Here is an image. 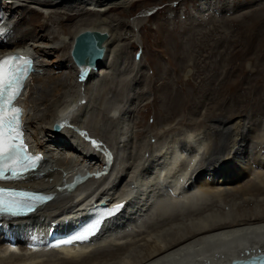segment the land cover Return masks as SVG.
I'll list each match as a JSON object with an SVG mask.
<instances>
[{
    "label": "bare ground",
    "instance_id": "bare-ground-1",
    "mask_svg": "<svg viewBox=\"0 0 264 264\" xmlns=\"http://www.w3.org/2000/svg\"><path fill=\"white\" fill-rule=\"evenodd\" d=\"M147 1L155 0H0V55L17 49L33 59L16 104L30 148L43 155L37 170L14 184L54 193L38 212L10 222L5 233L0 229V264H232L264 254V126L255 119L264 113V3L228 17L240 8H231L232 0L210 11L199 0L188 24L156 23L163 50L156 51L159 68L149 79L171 80L153 85L162 106L152 115L156 125L169 124L145 129L134 123L138 74L118 80L115 72L135 69L124 55L132 53L128 47L142 24L116 13L128 15ZM34 21L41 24L38 32L27 27ZM122 23L130 32H122ZM86 30L106 34L104 50L92 66L79 67L71 47ZM205 46L218 64L202 65L201 57H210ZM189 55L196 59L190 67L197 64L194 97L193 88L182 89L185 95L175 89L171 74ZM114 81L131 83L133 98L107 114V87ZM195 97L212 102L213 114L177 120L179 107H191ZM238 109L249 117L229 114ZM186 122L188 129L175 132ZM154 136L163 144L151 143ZM101 200L121 208L88 244L27 246L43 238L51 222L59 229L64 216L73 219ZM254 261L264 264V258Z\"/></svg>",
    "mask_w": 264,
    "mask_h": 264
},
{
    "label": "rangeland",
    "instance_id": "rangeland-1",
    "mask_svg": "<svg viewBox=\"0 0 264 264\" xmlns=\"http://www.w3.org/2000/svg\"><path fill=\"white\" fill-rule=\"evenodd\" d=\"M222 1L223 0H206V1L204 0L205 3L207 2L209 4V8H208L209 11H210V8L212 9L215 4L219 5ZM226 1L229 3L231 0H229V1L226 0ZM262 3H264V0H232L230 3V7L234 8L235 6H238V7L240 6V8H239V11H236V12L234 11V12H231L230 14H227V15H228V17H230V16L242 14V13H244V11H247L250 8H257V5H260ZM198 5H199V0H155V1H147V2L139 3L136 8L131 9L129 11L128 15L126 13H124V11L121 9H119V11L116 13V15L120 14L121 15L120 17L123 20H126V21L141 20V22H142V24L138 28V31L136 30L137 31V38L134 40V42L135 41H137V42L133 43L132 46L128 47L129 52L132 51V53L129 55H126V54L124 55V58L126 59V61L128 60L129 63L134 61V63H132L133 66L130 65V67L135 66L134 67L135 69L132 71L131 68H129V70L127 69L126 71L122 70V72H115V75H117L116 77L119 80L120 78H125V75H126V77L134 78L138 74V88H141V90L139 89V91L137 92L138 93L137 96L139 97L138 100H140V99L141 100L135 106V107H137V110L134 111V114H135V118L137 120L136 121L134 120V123H136V124L139 122L145 123V125H144V126H146L145 129L147 127L149 128V126L153 127V128L161 129L162 127H165L167 124H169V123L160 122L156 125L154 118H153V115H152V114H159L160 113L159 108H161V106H162V103H160L159 100H157L158 95H157V91H156V86L160 87V85L163 83L162 79H164L165 81L167 79L171 80L169 75L161 78L155 84H153V82H151V80L149 79L150 77L156 76V74H157L156 68H159L157 66L158 62L155 61V57L158 56L156 51L157 50L158 51L163 50L162 46L159 45L160 40L156 39V37H155L156 23H158V22L166 23V22H169L170 20L171 21L173 20V22H176L175 21V19H176L177 21H180L179 25L181 23L182 24L184 23L183 25L188 24L189 21H192L193 15L191 16V14L192 13H198ZM226 7H228V6H226ZM170 9L172 11H170ZM241 11H243V12H241ZM147 13L149 16L147 15ZM221 14H225V12L221 13ZM26 16L29 17L28 15H26ZM91 19L94 20V17H91ZM123 24L124 23H122V25L120 27L121 30H123L122 32H124V31L130 32L129 29L127 28L129 26L127 25L124 28ZM169 24L171 26H174V27L176 26V28H178V26H179L178 23H174V24L169 23ZM35 26H37V28ZM40 26H41V24L39 23V21L38 22L34 21V22H32V24L29 23L27 27L30 29H34L35 31L38 32V31H40V28H41ZM232 26H234V25H232ZM176 28L174 29L175 31H177ZM40 33L41 32H39L38 34H40ZM182 37H183V35H182ZM129 41L132 42V40H129ZM130 42H129V44H131ZM196 47H197V45H196ZM206 47H209V46H205V52H207V54H208V52H210V50H207ZM193 48H194V46H193ZM191 50L188 51L189 54L191 53ZM208 55L210 57L207 59L201 57L202 65H206L207 63H208L207 66H209L210 64L211 65L218 64V62L216 61V57H215L216 55H213L212 53H210ZM186 56H188V55H186ZM140 59H141V63H139ZM192 61L196 62V59L192 58L191 55H189L188 60L183 61L179 64L180 70H177L175 73L172 71L173 73H171V74L173 76V79L175 78V80H174L175 85L174 86H176V87H174V88L175 89L179 88L182 95H185V92H184L185 89H189V87H190V89L193 88L192 90H193V97H194V96H197V94H195V93H197V92H195L196 87L193 86L195 81H196L195 73L197 72V69L195 67H197V64L195 63V67L194 66L190 67V65L192 64ZM161 62L163 63V66L168 67V65L165 63L164 59H161ZM249 62L251 63L250 60H247L245 64H247ZM193 68H195V70H193ZM191 69H192V71H190ZM169 71L171 72V70H169ZM120 73H122V74H120ZM168 74H169V72H168ZM182 75H184L185 78H183ZM157 78L158 77H156L155 79H157ZM188 78H190V80H187ZM118 82L116 83V81H114L113 83H111V85H112L111 88L106 86L107 90H109V92L112 90L108 94L109 108L107 110V112H108L107 114H109L111 111V108H113L116 105H120V106L123 105V107L126 106L130 102V100L133 98V97H130L133 85L131 86V83H130V85H127L125 83L118 84ZM151 85H152V87H150ZM153 85H156V86H153ZM170 85L172 86V84H170ZM164 87H166V86L164 85ZM166 88H170V86L168 85ZM182 89H184V90H182ZM141 91H144V92L141 93ZM243 93H244V91L242 90L241 94H243ZM195 98H196V101L192 102L193 104L191 103L192 108L190 106L185 107V106H183V104L179 107L180 109H178V111L176 113V114H178V116L176 115L177 120H179L181 118H183L185 120L186 119L189 120V117L191 114H199V115L200 114H210V112H211V114H213L211 111L214 108L213 107L211 109V107L213 106L212 102L211 103H210V101L205 102L204 99L200 98L198 100L197 97H195ZM227 98H229V97H227ZM197 101H201V103H196ZM231 102H232V98H231L230 103ZM225 103L226 102H224V108L226 107ZM199 104H200V106L198 107ZM194 105H196L197 107ZM217 109H219L217 112L221 111L223 114H226V111L222 108V106L221 107L217 106ZM141 111H142V113H141ZM231 111L232 112L229 113L231 115H234V116L240 115L241 116V114H243L241 117H244V118L249 117L248 114H245V112L240 111V109L234 110V111L231 110ZM138 114H143V115L139 116ZM162 114H164V113H162ZM256 116L259 119H257ZM255 119L257 121L262 120L261 122H263V126H264V113L263 114H255ZM187 127H190L188 122H186L185 126H183L182 128L181 127L178 128V130H176L175 132L182 130L183 128L188 129ZM142 131H143V128H142ZM141 138H142V135L135 138L134 140L137 143H139L141 141ZM154 138L157 139L156 136H154L152 138L151 143H155V144L162 143L163 144L164 138H160L157 140H155ZM157 142H159V143H157ZM249 157L251 160L252 156L250 155Z\"/></svg>",
    "mask_w": 264,
    "mask_h": 264
},
{
    "label": "snow or ice",
    "instance_id": "snow-or-ice-1",
    "mask_svg": "<svg viewBox=\"0 0 264 264\" xmlns=\"http://www.w3.org/2000/svg\"><path fill=\"white\" fill-rule=\"evenodd\" d=\"M20 60L24 58L10 56L0 60V180L21 179L41 160V157H33L26 150L20 129L22 110L14 105L30 65L29 60H24L23 66H19L16 61ZM51 199L32 192L0 188V214L24 215L35 211L37 202L43 204ZM89 232L78 235L76 239H87Z\"/></svg>",
    "mask_w": 264,
    "mask_h": 264
},
{
    "label": "water",
    "instance_id": "water-1",
    "mask_svg": "<svg viewBox=\"0 0 264 264\" xmlns=\"http://www.w3.org/2000/svg\"><path fill=\"white\" fill-rule=\"evenodd\" d=\"M106 34L96 31H83L76 35L71 47V56L75 63L81 67L83 63L92 66L96 61L100 59L103 54L102 41L105 39ZM85 42L91 43L90 46L85 47ZM258 258H264V254H260L254 257H250L246 260H235L232 264L244 263V264H256L254 260Z\"/></svg>",
    "mask_w": 264,
    "mask_h": 264
}]
</instances>
